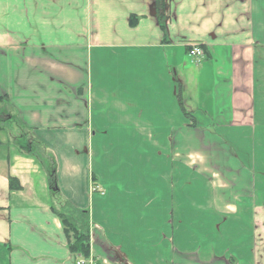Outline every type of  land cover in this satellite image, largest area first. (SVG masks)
Wrapping results in <instances>:
<instances>
[{"label": "crops", "instance_id": "crops-1", "mask_svg": "<svg viewBox=\"0 0 264 264\" xmlns=\"http://www.w3.org/2000/svg\"><path fill=\"white\" fill-rule=\"evenodd\" d=\"M166 12L0 0V264H264V0Z\"/></svg>", "mask_w": 264, "mask_h": 264}, {"label": "trees", "instance_id": "trees-1", "mask_svg": "<svg viewBox=\"0 0 264 264\" xmlns=\"http://www.w3.org/2000/svg\"><path fill=\"white\" fill-rule=\"evenodd\" d=\"M167 1L168 0H155V8L157 11L156 18L158 24L165 33L167 32L166 24L168 20L166 12ZM131 19V23L134 24V18ZM4 100L5 97L0 96V101L2 102ZM51 187L52 189L54 188L53 186ZM62 208L60 210L55 208V210L67 233L70 251L76 256H82L83 258L88 259L90 256V216L88 210L77 209L69 204Z\"/></svg>", "mask_w": 264, "mask_h": 264}, {"label": "built area", "instance_id": "built-area-1", "mask_svg": "<svg viewBox=\"0 0 264 264\" xmlns=\"http://www.w3.org/2000/svg\"><path fill=\"white\" fill-rule=\"evenodd\" d=\"M190 55L200 59L204 56V50L199 45H193L190 50ZM98 188L99 187L97 185L93 186V189H98Z\"/></svg>", "mask_w": 264, "mask_h": 264}, {"label": "rangeland", "instance_id": "rangeland-1", "mask_svg": "<svg viewBox=\"0 0 264 264\" xmlns=\"http://www.w3.org/2000/svg\"><path fill=\"white\" fill-rule=\"evenodd\" d=\"M5 115V114H4ZM5 119V116L3 117ZM6 119H7V116H6ZM14 136L20 134V133H12ZM1 136L5 137L6 134L5 133H2ZM58 199V197H56ZM56 199V201H54V203H56L58 200ZM61 208V207H60ZM62 209H68V208H62Z\"/></svg>", "mask_w": 264, "mask_h": 264}]
</instances>
